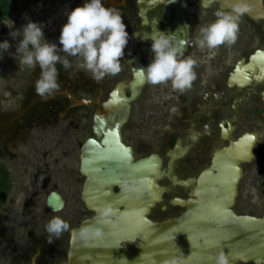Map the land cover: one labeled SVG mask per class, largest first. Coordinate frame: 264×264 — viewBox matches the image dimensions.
Here are the masks:
<instances>
[{"label": "flooded vegetation", "instance_id": "obj_1", "mask_svg": "<svg viewBox=\"0 0 264 264\" xmlns=\"http://www.w3.org/2000/svg\"><path fill=\"white\" fill-rule=\"evenodd\" d=\"M85 2H55V9L61 16L55 23L48 19L50 31L45 33L55 32L59 38L58 28L67 22L66 12L83 6ZM102 3L122 14L129 39L121 59V71H128L131 77L116 81L106 94L108 76L100 82L87 78L84 70L77 67L79 58L68 56L70 66L65 68L58 63L57 70L60 71L61 79L70 71L75 76L78 74L75 83H60L58 80V90L47 100L25 87L24 93L30 98L21 102L17 125L7 126L9 129L1 154L5 158L0 159L11 177L8 195L0 208L8 203L10 194L20 190L18 196L21 207L16 211L12 209L15 215L11 218L7 215L6 218L13 220L21 230L16 234V225L3 226L0 230V236H3L0 241V264H70L74 232L84 221L98 216L96 208L90 207L84 196L89 181L81 171V153L89 138L101 141L105 136L104 129L114 126L108 116H96V113L98 110L105 113L102 103L119 82L128 84L135 79L136 59L147 67L154 56L151 51L152 40L162 32L168 35L174 46L179 47L183 42L185 57L192 56L204 62L195 68L197 79L192 88L183 93L174 91L170 82L151 85L146 81L130 102L129 114L121 126L122 142L132 148L136 160L156 154L162 161V175L155 180L156 188H162L160 200L150 207L148 218L163 221L179 216L186 210L175 200L189 199L196 181L188 185L178 181L197 177L211 163L214 152L228 145V141L222 138V132L224 127L228 128L229 121L232 120L233 137L238 138L246 132L235 136L243 118L256 114L264 119V72L257 61L258 53L264 52V0H102ZM237 4L246 5L248 11L239 18L235 44L221 46L214 54L193 45L199 28L213 22L217 11L229 13ZM54 42L60 46L59 40ZM241 72L249 75L250 82L240 86L238 78H234V83L230 85V77ZM35 74L39 76L40 71ZM124 90L127 95L132 93L130 86ZM82 99L90 100L91 103H75ZM116 113L120 114L115 116V122L124 117L120 110ZM107 120L108 127H102V135L98 136L94 130L96 121L102 124ZM208 121L214 122L216 129L212 132L207 130L204 136L201 129L195 135L193 125ZM168 124L173 127L167 129L165 125ZM128 126L134 136L126 133ZM161 138L164 140L163 149L155 150L156 141L161 143ZM219 140L225 143L218 146ZM17 141L20 147L13 152ZM258 142L259 133L256 145ZM172 154L176 158L172 159ZM13 157L15 162L18 161L20 181L13 179L9 164ZM254 159L242 165L244 176L241 183L245 177L244 165L252 163ZM189 170L198 173L182 175V172ZM256 171L264 175L263 165L257 167ZM249 181L256 185L258 179L255 177ZM103 184L106 185L105 181ZM150 186L155 192V186L152 183ZM144 187L143 192L149 195V186ZM113 189L116 192L121 190L118 184L113 185ZM51 192L59 193L63 199V206L59 210H52L48 206L47 199ZM118 208L123 209L124 206ZM234 208L238 213L254 214L241 211L238 200ZM53 217L63 219L68 229L59 237H53L50 244L47 242L49 234L46 225ZM110 219L114 220L115 216L110 215Z\"/></svg>", "mask_w": 264, "mask_h": 264}, {"label": "water", "instance_id": "obj_2", "mask_svg": "<svg viewBox=\"0 0 264 264\" xmlns=\"http://www.w3.org/2000/svg\"><path fill=\"white\" fill-rule=\"evenodd\" d=\"M257 59L264 72V52H259ZM142 67L136 59L135 79L128 84L119 82L102 103L105 113H96L108 116L114 126L108 127V120L102 124L96 121L98 136L102 127H108L103 131L105 136L101 141L89 138L83 147L81 171L89 181L84 196L98 216L84 221L74 232L70 264H216L220 253L227 256L229 264H264V215L238 213L234 208L244 176L242 165L256 157L258 132L246 131L234 138L232 120L222 132L228 145L214 152L211 163L197 177L178 181L183 185L196 181L189 199L175 200L186 210L163 221L147 217L150 207L160 200L162 188H156L155 180L162 175V161L156 154L136 160L132 148L121 139L130 102L146 83L137 75ZM234 78L240 86L250 82L244 72L233 74L230 85ZM127 86L132 90L130 95L124 90ZM75 103L88 105L91 101ZM119 109L124 117L115 122ZM115 184L120 185L119 192L114 191ZM145 185L149 195L143 192ZM47 201L52 210L63 206L57 192H51ZM120 205L124 208L119 209ZM105 209L109 210L106 215L102 214Z\"/></svg>", "mask_w": 264, "mask_h": 264}, {"label": "clouds", "instance_id": "obj_3", "mask_svg": "<svg viewBox=\"0 0 264 264\" xmlns=\"http://www.w3.org/2000/svg\"><path fill=\"white\" fill-rule=\"evenodd\" d=\"M175 2V0H170ZM248 11L246 5L237 4L229 13L217 11L216 19L199 28L193 45L200 50L207 49L214 54L221 46H232L237 40L239 18ZM67 22L62 25L59 35V47L44 37L43 23L28 20L21 29L10 31L13 39L19 37L15 52H11L8 40L0 42V52L8 53L19 64L30 69L39 67L40 75L35 82V91L42 99L51 98L58 90L57 64L65 68L70 66L68 56L78 57V67L90 73L91 78L102 81L106 76H115L121 71V59L129 34L122 14L114 7H106L102 0H86L83 6H77L66 12ZM151 51L154 56L147 67L137 70V75L151 85L168 84L174 91L183 93L192 88L197 79L195 68L204 62L184 56L183 42L174 46L168 35L161 33L152 40ZM108 209L103 210L104 215ZM68 229V224L60 217H53L46 225L49 234L48 243L53 237H59ZM216 264H229L224 253L215 257Z\"/></svg>", "mask_w": 264, "mask_h": 264}, {"label": "rangeland", "instance_id": "obj_4", "mask_svg": "<svg viewBox=\"0 0 264 264\" xmlns=\"http://www.w3.org/2000/svg\"><path fill=\"white\" fill-rule=\"evenodd\" d=\"M55 2L58 3V0H20L18 3H13L11 13L6 17L3 24H0V42L8 40L9 44L11 45L10 51L15 52L19 37L17 39H13L9 35V33L10 31L21 29L22 25H25L28 20L36 23H43L45 25L42 31L44 32V37L47 41L54 42L58 40L55 32L45 33V31H50V22L48 21V19H51L53 23H55L61 16V14L55 9ZM44 5L46 6V8L43 9ZM50 11H53V13H50ZM63 14H65V11L63 12ZM4 26L8 27L6 31H4L3 29ZM60 28L61 26L58 28L59 35L61 30ZM78 69L83 70L79 67ZM36 71H40V69L38 67H36L35 69L27 68L26 66L19 64V62L9 56L8 53L0 52V159L4 157L1 154H3V146L6 142L4 141V139L6 138L5 136L8 133L9 129L7 126L13 127L14 123L17 125L19 121L18 114L20 112L21 102L26 98H30L26 93H24L25 87L27 89L29 88L31 92H36L35 86L33 87V83H35L39 77L35 74ZM59 73L60 71H58V80L60 83H75L76 79L79 77V75L76 74V78L73 72L70 71L68 75H64V78L61 79V74ZM84 75L85 77L92 79L90 73H87L85 70ZM130 77L131 75L128 71H120L115 76H108L107 84L109 86L106 94L116 81L128 80ZM28 94L33 97L31 93L28 92ZM203 110L207 111L206 109ZM59 121H61V119ZM58 124L60 125L61 122ZM165 127L168 129V127L172 128L173 125L168 124L165 125ZM193 127L196 131L195 135H197V131L199 133L202 129V133H204V136L207 130L210 132L214 131L216 129V124L214 122L208 121L202 124H194ZM238 127L239 128L235 136L240 135L243 131H256L259 133V142L255 147L257 151V157L252 163L244 165L245 177L241 183L240 194L237 198L238 208L241 211L254 213L256 215H262L264 214V175L259 174L256 171V168L261 167L262 165L264 167V119H261L256 114H251L249 118H243L239 122ZM127 128H129V126ZM127 128L126 133L129 136H134V134L131 133L130 128ZM160 140L161 143L160 141H156L157 143L154 146L155 150L161 151L163 149L162 141L164 140L163 138H161ZM224 143V141L219 140L218 146H221ZM15 145V148L13 147L12 149L13 152H16L20 147L18 141ZM14 158L15 157L9 160V164L11 166L13 179L20 181V171L17 167L18 161L15 162ZM197 173L198 171L189 170L187 172H182V175H196ZM255 177L258 179L256 185L249 181ZM19 191L17 193L10 194L8 203H6L4 207L0 208V230L3 228V226L9 227V225H16V234L21 230L13 220H9V218H6L7 215L10 218L15 215V212H11L12 209L16 211L18 207H21V205L19 204ZM2 238L3 236H0V241ZM3 244H5V241L3 242ZM2 247L4 248V246Z\"/></svg>", "mask_w": 264, "mask_h": 264}, {"label": "trees", "instance_id": "obj_5", "mask_svg": "<svg viewBox=\"0 0 264 264\" xmlns=\"http://www.w3.org/2000/svg\"><path fill=\"white\" fill-rule=\"evenodd\" d=\"M20 0H0V24H3L6 17L11 13L12 4L18 3ZM4 31L8 29L4 26ZM11 177L7 168L0 163V206L5 202L8 189L10 187Z\"/></svg>", "mask_w": 264, "mask_h": 264}, {"label": "bare ground", "instance_id": "obj_6", "mask_svg": "<svg viewBox=\"0 0 264 264\" xmlns=\"http://www.w3.org/2000/svg\"><path fill=\"white\" fill-rule=\"evenodd\" d=\"M119 110L121 111L122 109H119ZM119 110H116V112L119 111Z\"/></svg>", "mask_w": 264, "mask_h": 264}]
</instances>
